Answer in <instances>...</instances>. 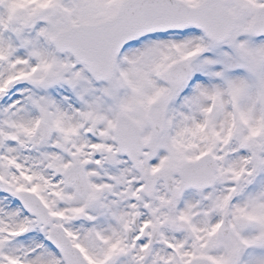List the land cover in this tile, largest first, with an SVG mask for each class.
Instances as JSON below:
<instances>
[{"label": "snow or ice", "instance_id": "6c2138e0", "mask_svg": "<svg viewBox=\"0 0 264 264\" xmlns=\"http://www.w3.org/2000/svg\"><path fill=\"white\" fill-rule=\"evenodd\" d=\"M0 264H264V0H0Z\"/></svg>", "mask_w": 264, "mask_h": 264}]
</instances>
